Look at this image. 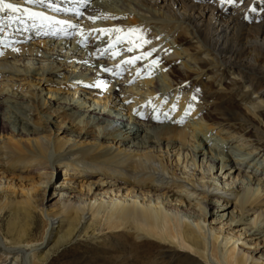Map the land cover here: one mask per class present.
Listing matches in <instances>:
<instances>
[{"label": "bare ground", "instance_id": "obj_1", "mask_svg": "<svg viewBox=\"0 0 264 264\" xmlns=\"http://www.w3.org/2000/svg\"><path fill=\"white\" fill-rule=\"evenodd\" d=\"M116 1L43 0L35 3L46 28L43 33L0 37V83L11 81V87L15 84L23 90L30 84L28 95L9 99L4 98L9 93L0 92V169L4 168L0 170V264H55L56 253L78 239L98 241L103 231L108 237L119 234L130 243L126 253L115 256L124 264H146L135 253L145 244L161 248L163 255H168L166 260L178 252L192 264H264V247H260L264 239H253L264 233V179L257 174H264V0ZM77 4L81 8L74 10ZM43 6L60 14L54 16ZM30 8L26 9L28 16L38 19ZM66 15L72 20L64 18ZM98 16L107 20L106 29L120 31H110L114 36L110 37L99 31L105 29L103 25L93 28L88 22ZM79 31L82 37L78 36L75 45L78 49L87 45L86 55L78 49L66 54L49 44L48 37L55 33L61 39L64 33L71 36ZM91 32H95L93 36ZM117 37L136 41L132 46L139 43L140 47L129 51V43L124 46ZM71 43L75 47V42ZM140 50L160 74L145 80L150 84L151 99L158 100L166 113L175 110V117L157 113L155 105L151 115L127 110L135 117L125 124L105 110L82 111L81 103L53 97L59 92H73L74 96L84 91L95 103L111 99L126 103V93H135L132 87H125L132 79L124 75L120 79H128L118 81L116 77L119 71L126 73L123 68L129 63L124 59L111 65L105 54H115L114 61L125 52L140 65L138 71L145 73L146 66L135 59L142 54ZM37 57L49 62L43 65L45 61H40L39 66L25 62ZM228 78L231 82L226 84ZM43 82L53 86L47 88L49 98L37 88ZM158 82L163 84L160 93ZM54 124L70 138L47 134ZM91 133L93 139L87 136ZM226 142H237L231 152L222 149ZM165 147L168 151L164 154ZM173 152L179 155L172 156ZM181 153H186L187 161L179 174L184 162ZM189 157L193 169H186ZM200 161L208 164V174L201 178L197 173ZM62 168L69 183L75 177L88 176L83 186L89 190L77 194L62 186L59 203L46 207L44 193L37 189ZM213 168L229 175L224 186L211 177ZM6 169L39 173L43 178L19 185L15 180L25 177L8 176ZM96 174L97 178L91 177ZM109 182L120 189L94 191L95 185ZM122 189L127 192L121 194ZM116 191L124 200L118 193H113L116 199L108 198ZM175 193L188 200L202 194V206L187 203L184 207L186 201L172 196ZM155 195L156 203L148 201ZM208 200L225 209L233 205L230 221L237 225L249 221L250 228L224 235L210 227L205 218ZM243 234V240L251 239L239 243ZM159 261L149 259L147 264Z\"/></svg>", "mask_w": 264, "mask_h": 264}, {"label": "rangeland", "instance_id": "obj_2", "mask_svg": "<svg viewBox=\"0 0 264 264\" xmlns=\"http://www.w3.org/2000/svg\"><path fill=\"white\" fill-rule=\"evenodd\" d=\"M9 1H11V2L18 1L19 3H17V4L13 3V4L18 5L20 10H22V9L26 10L28 8V5H26L27 3H23L24 0H8L6 3H9ZM44 1H46V0H44ZM110 1L113 2V3L117 2L116 0H110ZM194 1L198 2L197 0H194ZM21 5L25 6V7L23 8V7H21ZM220 5H222V3H220ZM45 7H47V6H45ZM50 7H48V9H50L51 11L54 12L53 13V12L50 11V13H53L54 16L60 14V13H58L56 11V9H53V8H50ZM48 9H47V11H48ZM4 11L5 12H0V16H2L1 18L3 20L4 19H8L10 16H13L12 14L16 13V12H13L11 9H5ZM230 11H231V9H230ZM17 13H18V11H17ZM19 14H20V12H19ZM62 14H64V13H62ZM24 16L27 17V14L25 13ZM71 17H68V15H66V17H64V18L72 20ZM97 18H99V19H97ZM75 19L79 20L81 18H75ZM82 19H83V17H82ZM103 19L104 18L102 16H98L95 19H93L94 21H89L88 23L93 25V28L98 27L100 25H103V27L106 29L107 25H105V23H106L107 20L104 19L105 20L104 21ZM94 33L95 32H91L90 36H93ZM75 35L74 34H72L71 36L70 35H62L63 37L61 39L59 38L60 36H58V35L50 36V37H48L49 40L48 39L47 40L50 41L49 42L50 45L54 44V46H56L55 49L57 51H60V50L61 51H65L66 50L65 51V53L67 52L66 54H71V53H75L76 52L75 49H78V48H76L78 45H75V44H76V39H78V36L79 35L81 36V31L77 32ZM107 35L110 36V37H114V36H112V34L110 32H107ZM81 37H79V38L81 39ZM39 38H41V37H39ZM59 40H61V41H59ZM70 41L71 42H75V43H73V45H75V47H73L71 45L72 43ZM120 41L122 42V44L124 46H126V45L128 46V44H127V42H128L129 46H130V47L128 46V48H131V49H138L140 47L139 43H136L137 45H133L132 46V43L135 44L134 42H136V41H133V40H132L133 42H129L126 39H123V40L121 39ZM53 42H55V43H53ZM60 44H61V47L59 49L58 46ZM79 45H80V43H79ZM85 46H87V45H84V44L80 45L79 49L77 50L78 53H80L81 55L82 54L86 55L87 52H88L87 51V47L88 46L87 47H85ZM134 46H135V48H134ZM81 49L82 50L84 49V51H82ZM93 51H94V49H93ZM140 51H141L140 53H142V54H140L142 56L139 55L140 62L142 63V65L144 67L146 66L145 68L147 69V71L145 73L148 72V74L147 75H142L143 74L142 71L136 73V71L138 70V65L134 64L133 62H130L129 65L125 66V71L124 72H126V73L122 74L121 76L127 75L126 77H129V78L131 77V79H132L131 80L132 82L127 80V82H128L127 85L128 86H126V83H125V87H128V88L132 87L134 89L133 91L135 93H137L136 95H135V93H132L131 95H130V93H126V97L128 99L126 101V103L125 102L124 103H120L119 99L114 100V101L112 99L109 100V101H105V100L101 101L102 103L106 102V104L95 103V102H93L92 97H90V95H88L84 91H79L74 96L72 95L73 92H71V94L70 93H64V92H59L60 94H58V93L53 94V97L56 98V99H58V97H59V98H61V100H63V99H67V100L71 99L74 102L76 101V103H79V104L81 103V105L84 106V107H81V109H80L82 111L87 110V108L88 109H93L94 108L95 110H97V112H99L101 109H102V111L105 110V113H110L112 115V117L114 119H116V121H119V120L123 119L125 124H127L129 122H133V118L135 117V116H131L130 115V112L127 111L129 109L132 110V113H135L136 115H140L141 113L142 114L146 113L147 115H151V113H152L151 109H153V107L156 105L155 110L157 111V113L160 112V114H161L162 111L164 113L166 109L162 110V108L160 107L161 103L158 100L156 101L154 99H151L153 97L149 94V91H148V88H150V84L147 86L146 83H145V80H149L151 75H153L152 77L154 79H156L158 76H160V74H157L158 71L154 70V67L156 66V64H154V62H152L151 60L148 59L147 55L144 53L143 50H140ZM89 52H91V51H89ZM109 53L110 52H108L107 55L105 54V56L107 57V60L112 62L111 65H114L113 63L115 61L118 62V61H122L124 59V58L122 59V55H120V56L117 55L116 60L112 61L111 59L115 58L114 56H116V55L113 54V56H111V55H109ZM125 54L127 55V53H125ZM101 58H104V57H101ZM142 58H143V61H142ZM148 60H149V62H148ZM40 61H45V60H40V58H38V57H37V59L36 58L25 59V62L27 64L28 63L29 64L33 63V64L38 65V66L40 65L39 64ZM48 62L49 61H45V62H42V64L45 65ZM150 62H152L151 63L152 65L150 64ZM145 63H147V65ZM68 65H73V64L69 63ZM74 68H76V67H74ZM79 69L80 68L78 67L76 70H79ZM95 70H97V69H95ZM154 71H156V73ZM102 72H103L102 70H98V73L102 74ZM127 72L128 73L132 72V74H127ZM119 73H121V72L119 71ZM119 73H118V76L116 77V79L118 81H121V80L122 81H126V79H128V78L124 79V77H122L120 79V74ZM160 80H161V78H160ZM9 82L8 81H4L3 84L0 83V92L9 93L8 95L5 94L4 98L12 99L13 95H17V94H21V95L26 94V95H28L29 90H30V84L27 85V89L23 90L20 87L18 88V86H16L15 84H14L15 87L14 86L11 87L12 82L11 81H9ZM230 82L231 81H230L229 78L226 79V84H228ZM160 83L161 82L157 83V87H159L158 88V92L159 93H160L159 90H161L163 88V84L161 85ZM6 84H9V85L7 86ZM49 86L53 87L50 83L43 82V83H40L38 85V87H37L42 92L43 96L46 97V98L50 97V95L48 94V89H47V88H49ZM128 91H129V89H128ZM167 93L168 92L163 93V95H167ZM146 97H148V98H146ZM168 97H169L168 101H171V99H172L171 98V94H169ZM159 98L161 99L162 97H159ZM164 99H166V97ZM152 103H153V105H152ZM4 109L5 110H10L8 108V106H5ZM164 114L170 115L169 112L168 113L165 112ZM173 116L175 117V110H174ZM34 118L36 119V121H39L37 115H34ZM53 121L59 122L60 119H58L57 117L56 118L53 117ZM181 123H182V126L186 125L184 122H181ZM51 127H52V129L50 131H47V134H49V135H51V134H53V135L61 134L60 131H59V127L55 126V124H54V127H53V125ZM189 130H191V128ZM92 135L95 136L93 133H91L90 135H87V136L89 137V139H93ZM61 136H66V135H62L61 134ZM66 137L69 139L70 135L68 134ZM72 139H74V138H72ZM236 143L237 142H230V143L226 142L225 144L223 143L222 145H225L227 147L222 146V149L226 150L227 152H231V148L235 147L234 144L236 145ZM228 149H229V151H228ZM169 150L171 152L173 149H169ZM176 150H178V148H176ZM167 151L168 150L166 149V147H165V149H162V152H164V154ZM175 154H176V152L171 153L172 156H174ZM178 155L179 154H176V156H178ZM180 156H181V159H182L181 162H183V159H184V162L183 163L180 162L181 164L179 165L180 166L179 169L182 168V167L183 168L181 170L178 169V173L179 174L184 171L185 164H186V161H187V160L185 161L186 153H181ZM191 164H192V160H190V157H189L188 158V164H187L188 167H186V169H189V167H191L193 169L194 165H191ZM198 164H199L200 167H199V170H198L197 173H198V176H200V178H201V176L203 174H205V175L208 174V171L206 170V169H208V164L204 165V164H202L201 161ZM250 166L246 168V173H248V174H249ZM259 168L260 167H258V169ZM263 168H264V166H263ZM3 169L1 168L0 170H3ZM211 170H212L211 171V173H212L211 177L218 179V181L220 180V183L222 181V185L224 186L225 185L224 180L229 179L228 178L229 175L228 174L224 175L223 172H221L222 170H217L216 168H213ZM3 171H1L0 174ZM4 174H6L8 176L16 175V176H20V177H22V176L25 177L23 180L21 178H19L20 180L19 179L15 180L17 183L20 181L19 185H21V184L22 185H28V184L31 185V183L32 184L34 183V178L35 177L37 178L36 181L37 180L39 181L40 177L43 178V176L41 174H39V173H32V172H27V171H24V170L21 171V170H15V169H12V170L11 169H6V172H4ZM257 174H258V177H260V178L262 177L264 179V174L260 175L259 171L257 172ZM97 176L98 175L96 174V175H92L91 177L97 178ZM65 177L68 178L69 175L66 176L65 170L63 168L58 170V171L56 170L55 173L52 174L50 181H49V179H48V181L45 180V181H47L45 183V186L42 187L40 185V187H38L37 192L40 193V194L44 193V196H45L44 203H45L46 207L47 206H51V205H57V203H59L60 197H61V195H59V194H61V190L63 189L62 186L68 187V189L65 190L66 192L67 191L68 192H76L77 194H80L79 192H81V191H84L85 193L88 192L89 189L87 188V186H83L84 182L86 181L84 179H85V177H88V176L75 177L76 179L73 180L74 183L73 182L69 183L68 179H65ZM246 180L248 181V179H244L245 182H247ZM240 181H242V180L240 179ZM240 181L238 179L236 180V182H238V183ZM109 183L108 184L107 183H103V184H100V186H97V185L94 186L93 185L94 186V191H96V192L98 191L99 193H102L105 190L113 191V190H119L120 189L115 184H113V183L109 184ZM219 185L221 186V184H219ZM257 186L258 185L255 184L254 188L257 189L259 187V186L258 187ZM100 191H102V192H100ZM123 191L127 192L126 189H122V193L121 194H123ZM111 193H112L113 196H110V194H109L108 198L110 199V198L113 197V199H116L115 194H117L118 192L116 191V192H111ZM113 193H115V194H113ZM121 194L118 193V197H120V199L124 200V198L121 196ZM177 194L178 193H175L172 196H174V197L176 196L177 197L178 196ZM92 195L93 194H91V196ZM94 195H96V194H94ZM179 195H181V194H179ZM178 197L183 198L182 196H178ZM201 197L203 198L204 196L202 194H198L196 197H194V199H189L188 200L186 198L185 199L183 198L182 200L186 201V204H185V202H183L184 207L187 206V203H192L191 204L192 207H199L200 208L202 206L200 203L203 200V199L200 200ZM106 199H107V197H106ZM148 201H150L152 203H156L158 201V197H156V195H155V197L149 198ZM206 205H208V207L205 210V213H206L205 214V216H206L205 218H206L207 224L210 225V227L217 229L218 231H222V233H224V235L225 234L233 235V233L235 231L239 230V229L250 228L249 223H251V222H249V221H247L246 223L240 224V225H237L236 224L237 222H231L230 221V219L232 217V213L231 212L234 209L233 205H231L227 209H225V208L221 207L219 204H215L213 206V204H211V201H209V200L206 202ZM234 214L237 216L236 211H235ZM105 232L106 231H103L101 234H99L101 236L98 239V241H93V240H89V239L88 240H86V239H78V240H76L75 243L71 244V246L69 248L65 249L63 252L61 250L60 252L55 254V264H124V263H122L121 258L115 257V256H119L120 253H126V247L128 245H130V243L128 241H125V239L119 234H108L109 235V237H108L107 234L105 235ZM240 233H242V232H240ZM244 237H245V234L242 235L241 240H240L239 243H242V242L247 241V240L249 241V239H251V237L248 236V237H246L247 240L246 239L243 240ZM255 238H259V241H262L264 239V233L261 232L260 234H256V236H254L253 239H255ZM222 246H221V244H219V249L220 250H223ZM260 247L261 248L264 247V243ZM106 250H107V253H106ZM163 252L164 251H162L161 248H159L157 246H154V245H148V244L141 245L135 251V253H138V255L140 256L139 261H142V262L146 261L145 262L146 264H147V261H149V259L150 260L151 259L160 260L157 264H164V263L165 264H192L193 263L189 258L182 257L181 253H178V252H176L177 255H173L168 260H166L168 255H163ZM258 255H260V254H258ZM139 264H141V263H139ZM204 264H214V263H212L210 261H207V262H204Z\"/></svg>", "mask_w": 264, "mask_h": 264}, {"label": "snow or ice", "instance_id": "obj_3", "mask_svg": "<svg viewBox=\"0 0 264 264\" xmlns=\"http://www.w3.org/2000/svg\"><path fill=\"white\" fill-rule=\"evenodd\" d=\"M42 2H43V0H28V3H33V4L34 3H42ZM230 2H231V0H230ZM5 9H11L13 12H17L20 10L18 5H15L12 3H6L5 0H0V12H3ZM31 15H40V14L39 13H31ZM99 31L104 33V32L120 31V30L119 29H102ZM130 31H134V30H130ZM121 39H123V38L117 37V41H120ZM129 42H131V40ZM128 50L131 51L132 49L129 48ZM0 54H2V52H0ZM149 55H150V53H149ZM135 59H140V57H136ZM129 62H134V61H125V63H129ZM104 71H110V69L105 68ZM173 107H175V105H173Z\"/></svg>", "mask_w": 264, "mask_h": 264}]
</instances>
